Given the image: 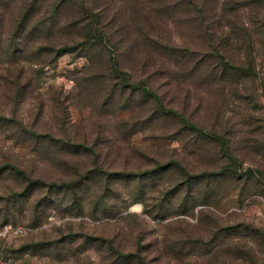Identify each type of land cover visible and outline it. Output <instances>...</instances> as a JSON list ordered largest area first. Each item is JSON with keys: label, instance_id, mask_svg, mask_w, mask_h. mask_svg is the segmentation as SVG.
Segmentation results:
<instances>
[{"label": "rangeland", "instance_id": "rangeland-1", "mask_svg": "<svg viewBox=\"0 0 264 264\" xmlns=\"http://www.w3.org/2000/svg\"><path fill=\"white\" fill-rule=\"evenodd\" d=\"M147 1L0 0V264H264V0Z\"/></svg>", "mask_w": 264, "mask_h": 264}, {"label": "trees", "instance_id": "trees-1", "mask_svg": "<svg viewBox=\"0 0 264 264\" xmlns=\"http://www.w3.org/2000/svg\"><path fill=\"white\" fill-rule=\"evenodd\" d=\"M189 2H191L194 6H196L197 8H199L201 10L200 11L201 12L200 18L203 20V7H200L194 0H189ZM146 6L149 10H153V11L157 12L159 15H161L164 12V9H166L165 6H168V5L167 4L163 5V3L158 4L157 0H150V1L146 2ZM144 8H145V6H143L141 9L144 10ZM27 18H28V15H25L22 17L21 21L19 22V24L17 25V27L15 29V37L18 38L19 35L21 34V32L25 26V22H26ZM97 24H99V22H97ZM87 35H88L86 37L87 44L85 43V45L83 47L79 46V45H71V46L70 45H64L62 47H55V46L40 47L38 54L48 53V54L54 56L55 58H58V57H61L62 55L66 54L68 52H72V51L74 52L75 49L82 48L83 50H89V49H91L92 44H93L91 40H94V38H98L99 35H97L96 33L95 34L87 33ZM224 39H225V42H227L230 39V37L226 35L224 37ZM157 47L159 48V45H157ZM192 52L193 51L184 50V51L180 52L178 55H176L178 52L175 51V48H167L166 49L167 54L174 55V56L176 55L175 57L178 59L179 65H181V66L186 65L187 68L192 67V68H188V71L192 74H195L196 71L198 72V70L200 71V69L202 68L203 56L201 58H198V61L196 63H194V65H193L192 59L194 57L193 56L194 54H192ZM221 57H222V59L220 62H221V66H222V71L224 73H226V72L232 70V68H234V67L229 64V61L224 56H221ZM110 63L111 64H110V69H108V71H109L108 77L110 79L115 80L117 87H121L122 89H131L132 91H141V98H142L143 102H145V103L151 102V100H156L158 102L161 101L157 95H155L153 92H151L147 89V85L145 84V81L132 80L131 74L123 72L118 68L117 62L115 59L112 58L110 60ZM143 65H145V63H143ZM238 67L242 70V73H246V71L249 69V68H246L244 66H238ZM161 110L168 117L169 116L170 117L175 116V117L184 118L183 114H181L180 112H178L174 109H167L163 105H161ZM191 127L193 129H195L194 124H191ZM196 129H197V127H196ZM12 169L14 171L20 173L21 175H23V173L20 170H17L14 167ZM235 172L237 174H239V170H237V171L235 170ZM109 175H110V177L111 176L112 177L113 176L114 177H119V176L131 177V176H133V173L119 172V173H109ZM201 177H203V176L201 175ZM29 182H33V183H31L29 185L28 189H31L35 185H38V183L36 181H29ZM63 186L65 188H70V189L74 188V190H75L74 185L62 184V187ZM7 223H10V222H0V226L7 224ZM104 241H105V243L108 244V246L111 248V250H113L115 252L116 251L120 252L118 249H115L113 247V243L111 241L106 240V239H104ZM120 257L125 258L126 260H130V261H132L133 258H139L140 259L139 254L121 255ZM141 262H142V264H146L143 262V260Z\"/></svg>", "mask_w": 264, "mask_h": 264}, {"label": "built area", "instance_id": "built-area-1", "mask_svg": "<svg viewBox=\"0 0 264 264\" xmlns=\"http://www.w3.org/2000/svg\"><path fill=\"white\" fill-rule=\"evenodd\" d=\"M21 230L14 227L12 224L7 223L0 226V237H5L8 235H18Z\"/></svg>", "mask_w": 264, "mask_h": 264}]
</instances>
